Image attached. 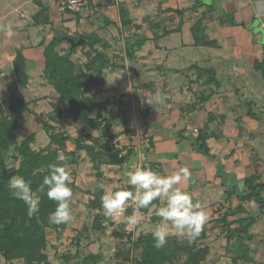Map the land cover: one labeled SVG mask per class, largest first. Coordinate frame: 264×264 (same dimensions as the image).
Instances as JSON below:
<instances>
[{
    "label": "crops",
    "instance_id": "crops-1",
    "mask_svg": "<svg viewBox=\"0 0 264 264\" xmlns=\"http://www.w3.org/2000/svg\"><path fill=\"white\" fill-rule=\"evenodd\" d=\"M0 1L1 23L10 16L7 7L13 0ZM21 3L36 6L31 17L20 14L31 18L24 30L37 29L36 43L25 44L30 46L24 52L30 68L36 64L33 48L42 49L43 56L44 46L56 34L67 36L63 50L67 39L97 37L99 56L90 67L96 84L85 96H92L94 115L105 121L101 128L85 131L95 139L85 146L95 152L78 150L77 163L67 168L75 193L83 199L86 195L88 202L104 194L98 187L101 181L113 190L132 188L124 183L132 165L162 175L186 167L190 180L181 187L207 215L201 230L206 237L197 242L209 250L204 264H264V0H85L80 13L62 12L59 0ZM14 38L5 34L2 42ZM83 45L72 60L86 71L96 54ZM197 49H203L200 53L207 59L199 58ZM216 51L217 59L211 56ZM115 69L172 71L179 80L185 76L190 88L181 80L183 84L168 91L155 89L144 74L142 85L130 83L129 93L117 96L110 83H117L111 75ZM16 85L12 80L7 90ZM157 94L162 103H147ZM253 106L260 112L252 111ZM196 129L208 135L206 155L194 146ZM105 144L120 151V162L111 163L104 154L93 159L97 147ZM67 146L68 152L74 149L73 144ZM221 167L226 182L219 175ZM154 211H141L136 228L144 231L141 235L151 234L159 223ZM245 227L247 233L230 238L231 232Z\"/></svg>",
    "mask_w": 264,
    "mask_h": 264
},
{
    "label": "trees",
    "instance_id": "trees-1",
    "mask_svg": "<svg viewBox=\"0 0 264 264\" xmlns=\"http://www.w3.org/2000/svg\"><path fill=\"white\" fill-rule=\"evenodd\" d=\"M45 23V22H43ZM47 23V22H46ZM45 23V24H46ZM65 35H54L53 39L44 46L45 57V77L48 79L59 95L58 103L54 105V110L57 115H52L53 121L60 124L65 114V121H71L72 125L82 127L83 130H77V137L72 139L65 131H56V127L52 124L43 123V128L49 136V144L46 148L41 150H34L33 145L36 143V135L29 134L27 137L20 139L19 133L23 130V121L26 118L22 114L23 111L28 110L30 103H35L36 99L27 101L24 97L10 96L11 97V116L5 115L0 109V258L5 261H25L26 264H50L48 255L46 254L48 245L47 230L56 233L63 232L67 227L66 224H53L49 221V215L55 211L56 202L47 198L46 194L40 195V211L37 215L29 218L27 215V205L23 201L15 199L11 196L9 190V180L2 178L3 162L7 166V162L11 159L18 162V167H11L6 169L9 172H15V175L20 176L25 180H30L32 188L35 190L42 182L45 175L48 174V165L57 163L65 166L66 169L69 165L76 164L77 146H85L87 141L95 142V139L86 129H99L105 121L99 114L94 115L97 107L95 102L91 101V97H86L87 93H91V88L96 84L94 80V73L90 71V67L95 65L96 59L99 56L98 51L95 50L97 37L92 35L81 36L86 45L90 46L91 51L96 55L92 57V53H88L89 63L85 71L82 67L78 66L72 58L77 48L71 49V44L67 43V49H60L63 43H66ZM72 40L78 39L73 37ZM198 43V41H197ZM89 69V70H88ZM102 68L98 70L101 71ZM13 91H9L11 95ZM1 108V106H0ZM208 135L206 132H199L198 136L194 138L195 148L205 155L209 153L207 145ZM73 144L74 149L70 152L67 151V144ZM95 144V143H93ZM13 152L9 154V151ZM63 153V160L58 158ZM101 154L110 157L116 154L120 158V151L114 149L107 144L97 147L96 153L92 156ZM122 158V157H121ZM126 161V157L123 158ZM3 161V162H2ZM151 169V167H148ZM73 194L77 187L74 183L69 185ZM127 190L134 191L133 188ZM88 211L95 212L94 220L92 221V229L95 232H104L106 230V218L103 215L101 205V196L90 198L87 202ZM147 211V209H141ZM133 208L130 207L124 216L131 215ZM122 227V226H121ZM88 226H83L82 230L88 232ZM124 229V226H123ZM122 229V230H123ZM120 232V231H119ZM114 230L113 236L124 237L126 232L119 233ZM231 239L235 234L239 236L247 233L245 227L244 231L231 232ZM127 237L131 240L132 234L128 233ZM206 235L201 232L199 237L192 243L180 240L178 238H169L167 244L161 248L156 249L153 244L151 234L141 235L134 244V255L130 254L125 258V264H204L209 255V250L203 248L197 242L205 239ZM76 244L80 246V238L76 239ZM98 256H91L90 260H96ZM70 258L65 257L68 261ZM89 262L85 261L87 264Z\"/></svg>",
    "mask_w": 264,
    "mask_h": 264
},
{
    "label": "rangeland",
    "instance_id": "rangeland-1",
    "mask_svg": "<svg viewBox=\"0 0 264 264\" xmlns=\"http://www.w3.org/2000/svg\"><path fill=\"white\" fill-rule=\"evenodd\" d=\"M1 2V1H0ZM24 0H13L9 3V7L7 10L10 11V16L5 19V21H1L0 23V106L2 111L7 116H11V97H24L27 101H31L32 99H36L35 103H30L28 110L22 112L24 117L26 118L25 129H23L19 133V138H25L29 134L36 135V143L32 146L34 150L38 151L46 148L49 144V136L43 128V123L53 124L56 127V131L67 130L68 135L71 136L72 139L77 137L75 130L77 126L75 124H70L65 126V114L63 120L60 124H57L56 121H53L52 115H57L55 112L54 105L58 103L59 95L55 91L54 87L49 84L48 79L45 77V59L44 55L42 56L40 48H33L35 53V68H30V62L26 59L24 52L26 48L30 46H26V43L30 41L32 43H36L37 29L28 30L24 27L27 25V22L31 20V13L33 8L36 6H30L29 4L24 5ZM16 7V10H15ZM35 10V9H34ZM29 13L27 18H21L20 14ZM1 16V15H0ZM10 25L14 31V35L16 38L12 39L10 43L2 42L4 40L5 31L4 27ZM39 29V28H38ZM31 36V38H27ZM40 36V35H39ZM47 37V36H46ZM27 38V39H26ZM25 39V42H23ZM40 39V38H38ZM8 40V39H7ZM5 41V40H4ZM30 42V43H31ZM18 43V44H17ZM23 45V46H22ZM20 46V47H19ZM198 50V57L207 59V55H205L203 49ZM18 53H23L22 57L26 66V73L28 75V85L26 87L18 85L14 86L13 93L10 95L7 90V85L13 80L16 81V77L13 70V59L16 58ZM209 56V55H208ZM215 59L219 56L218 51L211 55ZM12 60V61H11ZM144 74H146L149 79L144 80ZM111 75H114V78L118 79L115 81H111L110 83L117 89L115 94L120 96L121 93L128 92L130 89V83L135 85H142L143 80L147 83L150 82L151 85H155V89L161 88L162 90L173 87L177 83L184 84L187 83V86L190 88L187 78L184 76L179 80L177 75L172 71H159V72H149V71H126L125 69H115L111 71ZM153 75V77H152ZM187 76V75H186ZM131 77V80H130ZM151 77V78H150ZM161 78L166 79L169 84L162 83ZM111 79V78H110ZM110 81V80H109ZM160 82L162 84H160ZM179 84V85H181ZM169 85V86H167ZM194 89V87H193ZM168 93V92H167ZM263 93V92H262ZM113 93V95L115 96ZM119 98V97H117ZM262 103V102H261ZM252 111L257 112V108L255 106L252 107ZM1 118V114H0ZM66 131V132H67ZM68 147V146H67ZM13 152V149L9 151V154ZM7 168L18 167V162H14L13 160H9L7 162ZM86 195L84 199L81 195L76 192L73 194L70 201V208L72 210V220L67 223V227L63 232H54L51 230H47L48 236V245L46 254L48 255V261L50 264H85V261L89 262L87 264H125L124 257L131 254L134 255V244L143 232H138V229L134 230H126V225L124 222V215L119 216L116 219L108 218L106 220L104 232H95L92 229V221L94 220L95 212L90 213L85 204ZM129 207H126V211ZM88 226V232H84L82 230L83 226ZM122 226V227H121ZM124 226V229H123ZM123 229V230H122ZM114 230H118L119 233L126 232L124 237L113 236ZM128 233H132V239L130 240L127 235ZM80 238V246L76 244V239ZM69 257L68 261L65 260V257ZM91 256H98L96 260H90ZM125 257V258H126ZM0 264H26L25 261H5L4 258H0ZM128 264V263H127ZM229 264V262H228Z\"/></svg>",
    "mask_w": 264,
    "mask_h": 264
},
{
    "label": "clouds",
    "instance_id": "clouds-1",
    "mask_svg": "<svg viewBox=\"0 0 264 264\" xmlns=\"http://www.w3.org/2000/svg\"><path fill=\"white\" fill-rule=\"evenodd\" d=\"M6 36L11 39L14 31L10 25L4 27ZM162 98L157 94L147 103L160 104ZM94 134V133H93ZM59 160H63L61 155ZM126 185H130L134 191L121 189L113 190V186L98 183L103 190L101 205L103 215L106 218L116 219L122 215L126 207H132L131 215L124 216L126 230H134L141 225V209H154V215L160 218L151 230L153 246L156 249L163 248L170 236L186 240L188 243L195 241L206 222L207 215L200 203H194L191 195L181 187L182 183L190 180L188 168H180L174 174L162 175L149 168L132 165L125 173ZM71 175L65 166L57 163L48 165V174L34 190L30 180L15 176L10 179L8 185L11 196L21 200L27 205L29 218L40 211V195L46 194L47 198L56 202L55 211L49 215V221L53 224L69 223L73 216L70 201L73 196L71 187ZM159 202V204L155 202Z\"/></svg>",
    "mask_w": 264,
    "mask_h": 264
},
{
    "label": "water",
    "instance_id": "water-1",
    "mask_svg": "<svg viewBox=\"0 0 264 264\" xmlns=\"http://www.w3.org/2000/svg\"><path fill=\"white\" fill-rule=\"evenodd\" d=\"M67 42L69 44H71V49H73V48H77V47L82 46L84 44L85 40L81 39L78 41H74L72 39H67ZM13 70H14V74H15L17 82L19 84H21V86L26 87L28 85V75L26 73L25 62H24V59H23L21 53H18L15 60L13 61ZM77 148H78V150H84V151H86L88 153H92V154L95 152L94 147L77 146ZM111 160L114 162H120L121 158H118V156L116 154H112ZM14 175H15V172H9L6 169V166L4 165V162H3L2 178L4 180H9ZM219 175L223 179L224 182L227 181V175L223 171V167H221Z\"/></svg>",
    "mask_w": 264,
    "mask_h": 264
},
{
    "label": "built area",
    "instance_id": "built-area-1",
    "mask_svg": "<svg viewBox=\"0 0 264 264\" xmlns=\"http://www.w3.org/2000/svg\"><path fill=\"white\" fill-rule=\"evenodd\" d=\"M85 0H59V8L62 12L80 13L85 7ZM198 130H194V133L198 135ZM122 156L120 155V158ZM126 213V210L122 215ZM120 215V216H122ZM119 216V218H121Z\"/></svg>",
    "mask_w": 264,
    "mask_h": 264
}]
</instances>
